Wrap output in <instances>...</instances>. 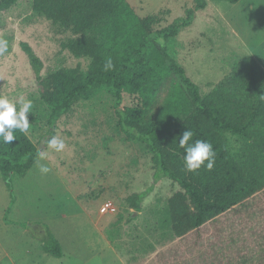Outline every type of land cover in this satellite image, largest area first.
Listing matches in <instances>:
<instances>
[{"label":"rangeland","instance_id":"rangeland-1","mask_svg":"<svg viewBox=\"0 0 264 264\" xmlns=\"http://www.w3.org/2000/svg\"><path fill=\"white\" fill-rule=\"evenodd\" d=\"M127 1L140 16L162 10V26L194 3ZM30 2L22 0L0 10V39L8 42V51L0 55V95L14 103L21 96L32 100L27 133L46 158H39L25 176L14 174L12 189L3 178L0 194L5 191L7 199L24 200L18 207L28 204L29 218L51 230L63 256L34 252L23 264H258L260 252L250 237L254 233L248 228L242 232L227 217L183 237L175 235L169 200L179 186L164 175L157 179L153 153L145 144L126 138L110 94L103 91L78 102L51 129L50 110L40 99L34 66L22 43H29L43 60V75L61 68L86 71L91 59L62 49L52 22L32 15ZM171 52L201 85L203 95L238 61L256 58L264 67V0L235 4L209 0L195 23L181 29ZM53 136L64 141L63 151L47 147ZM39 164L50 172L41 173ZM135 192L145 193L140 212L125 201ZM250 212L247 226L257 230V221L264 216V196L253 200ZM33 236L37 234L30 230V243Z\"/></svg>","mask_w":264,"mask_h":264},{"label":"trees","instance_id":"trees-1","mask_svg":"<svg viewBox=\"0 0 264 264\" xmlns=\"http://www.w3.org/2000/svg\"><path fill=\"white\" fill-rule=\"evenodd\" d=\"M21 1L0 0V10ZM30 1L32 15L52 22L62 49L91 59L86 71L61 68L43 75V60L29 43H22L34 66L40 99L50 110L51 129L78 102L103 91L110 94L126 138L153 153L157 179L164 175L179 186L169 200L175 235L183 237L227 217L242 232L248 228L254 233L250 237L260 252L258 264H264V216L257 230L247 226L253 200L264 196V67L256 58L238 61L203 95L201 85L171 52L181 29L195 23L209 0H194L164 26L162 10L140 16L127 0ZM109 58L113 67L106 71ZM185 130L194 133L189 143L199 139L212 144V170L185 169V152L179 146ZM13 134L10 145L0 143V172L11 189L13 175L25 176L42 151L28 133ZM143 194L135 192L125 201L140 212ZM45 232V250L63 256L60 241L48 227Z\"/></svg>","mask_w":264,"mask_h":264},{"label":"clouds","instance_id":"clouds-1","mask_svg":"<svg viewBox=\"0 0 264 264\" xmlns=\"http://www.w3.org/2000/svg\"><path fill=\"white\" fill-rule=\"evenodd\" d=\"M8 51V42L4 39H0V55H3ZM105 70H110L113 65L109 58L105 63ZM264 99V96H262ZM33 108L32 100H26L23 96L19 101L14 103L9 100L7 96L0 95V143L10 145L16 137L14 136V130H19L22 133H27L30 124L28 120V114ZM18 109V110H17ZM194 133L190 130H185L179 139V146L184 149V166L188 172H195L202 166L207 170H212L215 164V151L211 143L205 140H195L192 143ZM47 147L54 149L56 152H61L65 148L63 140L53 136L47 143ZM38 156L41 160L45 159L44 151L38 152ZM206 162V163H205ZM39 163V162H37ZM41 173L47 174L50 172V168L39 164Z\"/></svg>","mask_w":264,"mask_h":264},{"label":"crops","instance_id":"crops-1","mask_svg":"<svg viewBox=\"0 0 264 264\" xmlns=\"http://www.w3.org/2000/svg\"><path fill=\"white\" fill-rule=\"evenodd\" d=\"M3 178L0 177V183ZM4 188H7V185H4ZM6 194L8 193L5 191L0 194L2 195L0 197V264L26 263L29 255L34 252L44 256L46 250L41 238L46 228L38 222L33 223L29 218L26 210L28 204L22 203L21 207H18V202H24V200L7 199ZM13 226L14 230H12ZM30 230L37 234L33 236L31 243Z\"/></svg>","mask_w":264,"mask_h":264}]
</instances>
